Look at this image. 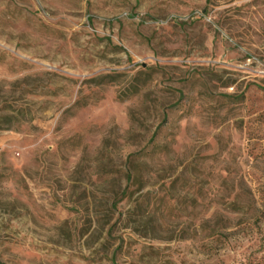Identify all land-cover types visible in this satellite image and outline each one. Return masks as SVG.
I'll return each mask as SVG.
<instances>
[{"label": "rangeland", "instance_id": "374dc122", "mask_svg": "<svg viewBox=\"0 0 264 264\" xmlns=\"http://www.w3.org/2000/svg\"><path fill=\"white\" fill-rule=\"evenodd\" d=\"M0 264H264V0H0Z\"/></svg>", "mask_w": 264, "mask_h": 264}]
</instances>
